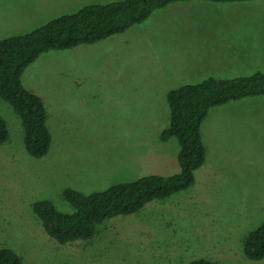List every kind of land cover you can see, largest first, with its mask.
Masks as SVG:
<instances>
[{
    "label": "rangeland",
    "instance_id": "1",
    "mask_svg": "<svg viewBox=\"0 0 264 264\" xmlns=\"http://www.w3.org/2000/svg\"><path fill=\"white\" fill-rule=\"evenodd\" d=\"M122 0H0V37L25 34L91 4ZM48 7L46 10L43 8ZM264 73V0L177 2L96 44L41 55L24 73L48 110L49 154L31 156L13 106L0 97L10 139L0 145V249L24 264H264L244 242L264 222V96L212 108L203 123L206 164L168 200L100 224L91 240L62 245L34 204L71 214L66 189L84 194L181 172L168 93L212 77Z\"/></svg>",
    "mask_w": 264,
    "mask_h": 264
},
{
    "label": "trees",
    "instance_id": "2",
    "mask_svg": "<svg viewBox=\"0 0 264 264\" xmlns=\"http://www.w3.org/2000/svg\"><path fill=\"white\" fill-rule=\"evenodd\" d=\"M194 0H122L109 4H91L75 13L64 14L36 30L0 37V97L7 100L22 120L27 152L35 158L49 154L53 144L49 115L44 100L24 86L25 71L41 55L53 50H69L99 43L125 33L149 19L154 12L177 2ZM217 3H240L253 0H206ZM264 96V73L238 79L210 77L198 84L185 85L168 93L171 123L161 139L175 138L180 143L178 161L181 172L164 177L150 175L131 182L111 185L108 189L84 194L66 189L64 196L75 208L63 213L51 201L34 204V212L45 231L58 243L91 240L98 226L111 218L132 215L155 200H168L195 184L196 172L207 162L203 123L210 110L232 101ZM7 122L0 115V145L9 142ZM250 260L264 259V222L244 242ZM0 264H24L10 248L0 249ZM191 264H220L200 258Z\"/></svg>",
    "mask_w": 264,
    "mask_h": 264
},
{
    "label": "crops",
    "instance_id": "3",
    "mask_svg": "<svg viewBox=\"0 0 264 264\" xmlns=\"http://www.w3.org/2000/svg\"><path fill=\"white\" fill-rule=\"evenodd\" d=\"M53 1H56V0H48V2H51L52 3V6H54L53 5ZM48 7H46V8H43L42 10L44 11V10H46ZM212 77V76H211ZM48 111V110H47ZM207 119V118H206ZM206 121V120H205ZM204 137V136H203ZM178 154H179V152L177 153V154H175V156L176 157H178ZM207 156H208V149H207Z\"/></svg>",
    "mask_w": 264,
    "mask_h": 264
}]
</instances>
